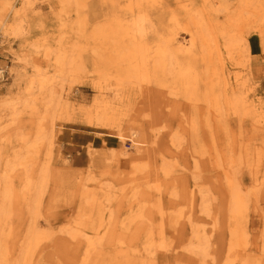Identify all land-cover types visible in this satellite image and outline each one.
<instances>
[{"label": "rangeland", "instance_id": "374dc122", "mask_svg": "<svg viewBox=\"0 0 264 264\" xmlns=\"http://www.w3.org/2000/svg\"><path fill=\"white\" fill-rule=\"evenodd\" d=\"M237 5L236 0H144L142 5L135 0H0V67L5 71L0 77V175L5 166L14 169L11 188L16 191L5 193L6 183L0 185V264H70L85 240L70 243L71 234L87 229L94 237L99 220L89 217L100 210L104 224L110 223L106 245L116 236L143 249L145 230L155 240L163 231L169 251L159 249L146 263L264 264V187L250 193L252 165L261 163L257 170L264 181V125L243 115L239 106L229 107L224 80L205 70L215 64V54L208 53L210 33L216 38L212 44L219 39L224 44L226 30L245 35L248 52L241 45L245 48L224 66L246 81L248 95L264 102V25L258 15L241 18L239 25H246L239 33L229 20L240 13ZM134 21L143 33L121 36L118 27ZM168 35L189 45L196 38L195 47L179 55L182 66L199 77L196 90L181 82L179 67L157 66L158 46ZM130 39L148 45L150 63L143 72L132 70L124 56ZM209 97L222 102L212 105ZM102 106L108 107V120L98 125L95 112ZM28 180L35 186L40 181L39 190L45 183L41 204L30 210L24 200ZM238 187L242 211L234 200ZM84 190L99 199L93 210H83ZM6 194L22 200L23 210ZM32 222L38 229L29 235Z\"/></svg>", "mask_w": 264, "mask_h": 264}, {"label": "bare ground", "instance_id": "6f19581e", "mask_svg": "<svg viewBox=\"0 0 264 264\" xmlns=\"http://www.w3.org/2000/svg\"><path fill=\"white\" fill-rule=\"evenodd\" d=\"M27 1V0H26ZM144 0H135L136 4L142 5V2ZM211 4L214 3L215 0H205ZM226 0H224L225 2ZM238 3V10L240 11V13H235L233 14V16H230L231 23L233 25H235L236 27L239 28V33H243V31L245 30L244 26L246 24H241L243 19L241 18H247L248 21L252 20L254 18V16H260L259 18H261L260 21V25H264V2L262 0H259V4H257L256 0H236ZM251 6L255 7V8H250ZM133 7L129 6L128 7V11L129 12H133ZM258 18V19H259ZM238 22V24H237ZM237 24V25H236ZM197 25L198 26H202L201 21L198 20L197 21ZM239 25V26H238ZM264 27V26H263ZM213 27L209 28V30H211ZM119 29V34L121 36H136L137 33L142 34V27H140L139 22L138 21H134L131 25V27H123L120 25V27H118ZM261 29V27H260ZM214 30V28L212 29ZM225 32V31H224ZM229 32V31H228ZM227 30L225 32V37L224 38V44L220 41H216L214 44H212L213 40H215L216 38L210 33L209 38H210V42H208V40L206 39V41L208 42L210 46L209 48L211 49L208 50V53L210 54L209 56H211L212 53L215 54V59H212L214 63H208L210 66L209 67H205L206 72H211L212 76H215L216 79H222L225 82L226 85V89L224 90V95L223 98H225L226 103H228L229 107L231 108H237V106H239L242 109V114L243 115H247V114H251L254 116V119L256 120V124H263L264 125V102H262L260 99H256V96H250L246 93V81H244L245 83L242 82L241 77H239L238 75L232 76L231 72L224 66L225 63L224 61L227 60H233V54L237 51L243 50L245 47L247 48V52H248V46H247V39L245 37V35H240L237 32H229L228 34ZM244 34V33H243ZM263 34H264V30H263ZM218 37V36H217ZM205 39V37L203 38ZM132 40V39H130ZM262 43L264 45V38H262ZM204 42V44H206L207 46V42ZM196 45V38L193 37L192 40L190 41V45L185 44L184 41L180 40L179 38L172 36V35H168L164 38L163 42H161V44L158 46V56L156 58V64L159 68L161 69H165L169 66L172 65L174 67H179V72H178V77L181 80V82H185L186 84H190L191 86H195V90L198 87L197 85L199 84V77L197 75H195L194 73H192V69L190 66L184 67L182 66L180 60H179V55L185 51L189 52L190 49L194 48ZM241 45L245 46L244 48H241ZM148 46V45H146ZM144 46L143 44H141V42H138L136 40H132V43L130 44V46H128L126 49L128 51V53L126 55H124L127 58L129 67L134 70L135 72H143V70H146L149 62V52H148V48ZM148 52V53H147ZM222 53V55H221ZM224 53V56H223ZM147 54V55H144ZM2 69V68H1ZM4 73L5 71L1 70L0 72V77L3 78L4 77ZM191 73L193 74V79H191ZM191 77V78H190ZM249 78H250V73H249ZM186 84H184L185 86V90L187 92V94L192 98V99H197V97L193 96V88L192 90H188ZM195 95H196V91ZM228 92H231V94H229ZM209 95L212 96V94L208 93ZM210 102L212 103V105H218L221 104V100L220 99H212V97H209ZM214 103H213V102ZM239 110V109H238ZM95 112V121L98 125H104L105 124V120L107 121L108 119L106 117L108 114V107L107 106H102V107H97ZM219 116V115H218ZM90 120H92V118H90ZM92 123V121H90ZM135 136V133L134 135ZM37 137L40 139V134L37 135ZM122 140H123V136H119ZM44 140L46 141L45 136H43ZM24 141V140H23ZM136 145H145L144 143H136L134 142ZM139 149V148H138ZM259 155V154H258ZM263 156L260 154V156L258 157V162H260V159H262ZM21 159L16 163L17 165H22ZM261 166V163H256L254 165L251 166L252 169H256L253 170L254 172V179L252 182V189L250 191V193H260L262 186L264 187V181L261 179V177L258 175L259 171L257 170V168H259ZM7 167H9L7 165ZM224 173L227 177H229L230 174V170L231 167L227 166L223 168ZM14 169L9 171H6V166L4 168V173L0 175V178H2V180L0 181V185L3 183H6V188L4 189L5 193H16L14 188L12 187V173H13ZM46 178V176L43 177V180ZM40 180V179H39ZM42 180V179H41ZM42 180V181H43ZM40 181L38 183L37 186H35V184H31L30 181H27V189H26V193H29V195H27V198L24 199L25 200V204L28 207V210L32 209L34 205L39 206L41 203L39 201L40 198V193L41 189L43 190L45 188V183L43 182L41 184V189H37V187L39 186ZM230 187H235V185L231 182L229 183ZM84 188L87 189L86 185H83ZM34 189V192H32V190ZM40 191V193H39ZM3 192V193H4ZM33 193H39L38 196H35L33 199ZM241 192V188L238 187L235 190V203L237 205V209L238 211H242V199L239 198ZM81 197L85 200L83 205V210L87 211V209H91L93 210L97 205V203H99V199H95L94 198V194L89 193V191L84 190V192L81 194ZM9 200L10 204L13 205L15 208H19V210H23L22 207H20L19 202L22 203V200L18 201V200H10V195L6 194V200ZM21 208V209H20ZM101 212V213H100ZM100 212H98V214H90L89 219L91 220V222H97V220H99L98 226L96 229H94L92 232L94 233V237H90V235L87 234V229L86 230H81V229H77L74 230V232L71 234V242L70 243H78L80 245V241H82V239L79 238H85L84 240V245H83V252L79 255H75L73 258L70 259V264H109V263H114V264H150V262H145V258H147L148 256H152L154 254H156L159 249H163L166 251H169V246L167 245L165 238L163 236V231H161L159 237L161 240L159 243L157 241L159 240H155L150 238V229L145 230V233L149 236V238L147 239L148 236H146L144 238L145 241H147L148 245L143 247V249L137 248V246L135 244L133 245H129L127 246L126 244H124V242L122 241H117V237H113L112 239H110L107 242V245L104 244V239H105V235H108V225L106 224H110L109 221L104 224V215L103 212L100 210ZM86 213V212H85ZM97 215L96 218H94V216ZM89 216V215H88ZM32 224L34 225V227H30L29 229H32L29 233V235H34L37 233V229L38 227L36 226V223L32 222ZM96 224V223H95ZM164 224L160 225V227H163ZM147 239V240H146ZM152 239V240H151ZM117 242H120L117 243ZM136 242V241H133ZM146 243V244H147ZM102 245L106 246L107 248L104 250L102 249ZM32 246V245H31ZM32 249H29V247L26 249V258L29 257V254L31 253ZM143 252V253H142ZM145 253V254H144ZM33 262V263H32ZM35 261L30 260V262L28 261L26 264H34Z\"/></svg>", "mask_w": 264, "mask_h": 264}, {"label": "built area", "instance_id": "2783aa9c", "mask_svg": "<svg viewBox=\"0 0 264 264\" xmlns=\"http://www.w3.org/2000/svg\"><path fill=\"white\" fill-rule=\"evenodd\" d=\"M1 70H2V69H1V67H0V72H1Z\"/></svg>", "mask_w": 264, "mask_h": 264}]
</instances>
